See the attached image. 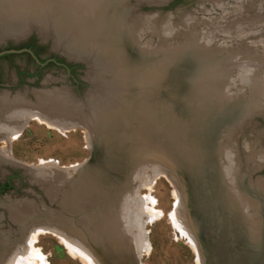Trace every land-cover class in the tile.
Segmentation results:
<instances>
[{"label":"rangeland","instance_id":"rangeland-1","mask_svg":"<svg viewBox=\"0 0 264 264\" xmlns=\"http://www.w3.org/2000/svg\"><path fill=\"white\" fill-rule=\"evenodd\" d=\"M219 4L224 7L219 8ZM125 5L129 10L132 25L129 32L133 33L136 39V41L133 39L132 43L134 42L143 50L147 49V63L149 64L155 63L160 53L181 52L194 44L210 47L212 51H223L224 56L219 71L226 73V81L220 85L222 87L220 93L224 98L228 96V99L232 100L244 96L250 86V83L247 84L248 86L242 84L243 74L240 76V72L243 73L242 67L247 65L251 68L253 70L251 77L255 79H259L260 73H263L264 0H126ZM238 13L242 14L238 15ZM242 16L243 18H241ZM259 16L260 18H258ZM48 18L51 20V17ZM240 18L244 19V22L238 21ZM37 25L41 26L42 23L34 19L30 26L33 27L32 30L24 31L15 37L17 39L25 36L18 42L9 40L11 38L8 37L0 41V49L17 47L33 39L40 48L37 53L42 61L56 57L62 61V64L73 66L75 68L73 73H68L64 67L56 64L46 63L40 66L32 59L30 53L19 50L14 55L0 58V94L4 93L9 99L21 95L33 102V92L65 89L69 93V97L71 95L70 99L72 98L71 100H74L75 104H79L78 106L82 110L84 108L87 111L86 115H90L91 120L87 126L78 125L64 132L47 128L36 121L26 122L20 136L10 143L13 156L26 165L48 160L56 161L59 166L83 163L91 154L85 134L90 132L91 147H94L98 134L103 130V118L93 117L98 112L102 113L100 109L103 107L91 108L89 106L91 95L94 96L92 97L94 101L103 102L107 106L103 111L106 110V114H108L111 110L115 111L114 107L123 106L126 94L125 83L135 81L140 91L139 95L146 99L142 98L143 101L137 108L148 111V122L144 124L139 121L137 118L142 112L134 110L136 118L134 123L130 124L127 120L126 122L120 120L118 122L120 124L117 126L119 128V126L129 124L133 130L140 125L144 126L146 130L155 134L156 139L154 138L153 141L156 146L160 135L159 131L154 129L158 127L153 121L156 108L150 99L156 85L158 87L157 80L159 79L156 77L159 74L157 69L160 67L147 69L142 64L138 71L134 68L131 69L130 66L129 78L125 82L114 83L111 78L112 74H110L113 67L110 64L107 66H110L108 69L105 67L107 64L103 65V68L95 64L97 68L93 66V71L91 64H88L90 61L87 63L81 58H79L80 60L68 58L60 49L53 47L50 37L43 39L35 31ZM22 28V31L28 29L27 26H22ZM125 37L128 38V36ZM90 56L95 57V54ZM227 58H229L228 64L225 63ZM106 69L108 72L103 71ZM16 70L38 72L40 77L39 79L24 78L19 83ZM89 73L93 74L95 78H92ZM228 80L229 85L224 89L223 86ZM240 90H243L242 93ZM131 105L132 108L136 107V103ZM131 105L129 104L128 108ZM263 108H257V113L253 110L255 113L250 120L236 128L232 135L226 136L219 155L224 185L226 186L225 166H222V162H225L226 157L230 156L234 162H232L234 164L232 166L234 174L232 175L235 176L233 178L238 180L236 182L240 183L244 189H247V196L255 203L254 209L251 208L250 211H257L256 232L253 231V233L248 229L250 223L248 220L226 215L227 211L224 205L220 208L214 207L212 201L206 198V205L201 204V209L199 207V212H202L206 217L208 211L209 214L214 212L217 215L213 218L211 230H220L222 226L229 227L228 230L225 229L226 237L229 238L227 242L236 230H233V224L236 221L245 226L251 234H260V237L264 239ZM135 142H137L135 139L131 140L132 144ZM261 155L263 156L262 160H259L258 156ZM80 167L76 171H70L68 176L59 174L56 172L58 170H55L56 173H49L44 178L38 179L20 166L0 160V184L7 182L10 184L9 190L0 192V264L26 233L27 228L40 224H52L65 229L66 233L88 246L101 264H195L193 251L167 219L173 203V186L167 179L160 177L147 189L142 187V182H137L135 185L134 194L137 196L149 195L154 199L155 208L162 214L160 218L143 227L146 229L145 238L150 245L149 253L143 254L140 258H134L132 245L128 242V238L116 233L121 221L118 219L114 221L113 212L116 204L115 196L120 188L117 191L114 190L111 195H106V189H104L106 187L103 186V189H99L96 183L91 181L92 178L83 172V169L78 172ZM148 179L150 177L145 176V180L148 181ZM100 193L102 194L100 195ZM76 194L81 196V200L76 198ZM27 208H32L34 214L23 217V212ZM224 216H227L228 222ZM224 241V245L218 248L217 258L224 261L225 264H230L229 257L230 255L232 257V254L236 252V246L232 245L234 241H230L232 242L230 244ZM35 245L41 249L48 264H83L80 260L71 258L59 240L51 234L38 235ZM249 248H245L248 254Z\"/></svg>","mask_w":264,"mask_h":264},{"label":"bare ground","instance_id":"bare-ground-1","mask_svg":"<svg viewBox=\"0 0 264 264\" xmlns=\"http://www.w3.org/2000/svg\"><path fill=\"white\" fill-rule=\"evenodd\" d=\"M125 2L126 0H0V41L5 40L7 37L16 39L15 37L17 35L33 28L30 26L35 19L37 22L42 23L41 26L37 25L36 28L34 27L36 29L35 31H37L43 39L50 37L55 49H60L68 58H81L87 61V63L90 61L88 64H91V69L95 64H97L96 66H102V68L103 65L107 64L105 66L107 67L108 64H110V66L113 67L110 74H112L111 78L114 80V83H122L129 78V64L125 60V53L121 52L120 44H129L128 41L132 42L133 39L136 41L133 33L129 32L132 25L129 18V10ZM222 7L224 6L219 4V8ZM48 9L52 10L49 11ZM240 12L243 11L240 10ZM51 14L52 16H50ZM239 14L242 13H238V15ZM260 16L258 18H260ZM48 17H51V20ZM241 18H243V16ZM241 18L238 21L242 20ZM22 26H27L28 29L22 31ZM125 36H128V38ZM127 46L125 47L127 48ZM91 54H95V57H91ZM228 59L229 58L225 61L227 64L229 62ZM109 67H107V69ZM107 69L103 71L106 72ZM241 69L243 70V73L240 72V76L243 74L242 84L247 85L250 83V86L247 85L248 90H245L246 93L244 96L241 95L242 97L238 98L237 102L243 106L244 111L248 107L255 111L257 108H263L264 70L263 73H260V78L255 79L251 77L253 75V70L247 67V65ZM90 75L92 78H95L93 74ZM225 84L226 85L223 86L224 89L229 85V80ZM33 93V102L21 95L9 99L4 93L0 94V160L2 161L24 165V163L18 161L13 156L10 143L20 136L26 122L36 121L39 124L45 125L47 128L64 132L78 125L87 126L91 120V116L88 114L86 115L87 111L82 107L83 111L81 107L78 106L79 104H75L74 100H71L72 98L70 99L71 95L69 97V93L65 89ZM237 94L239 96V93ZM219 95L221 96V93ZM92 97L94 96L91 95V100L89 101V106L91 108L98 109V107H103V109H100L102 113L98 112L94 114L93 117L99 116L101 119L103 118L102 120H105L106 123L112 122L116 124L115 128L120 132L118 133V139L120 138V140H122L124 136H127L137 141L134 144L130 142L129 148L132 149L131 152H133L134 155L127 172L121 174V168L123 167L119 159L111 158L108 161L110 167H105V171L102 172L96 183L99 189H103V186L106 187L104 188L107 189L106 195L120 188V191L115 196L116 204L113 212L114 221H117V219L121 221L116 233L128 238V242L132 245L134 258H140L143 254L149 253L150 245L145 238L146 229H143V227L145 224L160 218L162 212L155 208L153 198L147 194L137 196L134 194V190L136 189L135 185L137 182H142V187L147 189L156 179L163 177L173 186V203L171 210L168 212L167 219L173 229H175L193 251L195 255V264H205L197 226L192 219L187 205L183 183L175 169L167 162L166 157L159 154V143L155 146V142L153 141L155 134L150 132V130H146L145 127L141 125L134 130L129 124V126L125 125L126 128L124 125L121 127L119 126V128L117 126L120 120L125 122L127 120L130 124L134 123L136 120L133 113L134 110H136V112H142L137 119L146 124L148 122L147 117L149 116L147 113L148 111L137 107L132 108L131 105V107L128 108L129 113H112L111 110L110 113L106 114L107 111L103 110L104 108L106 109L107 106H105L103 102L94 101ZM226 98L228 99V96ZM117 107L118 106L114 107V109H118ZM155 110L157 111V108ZM255 111H253V113H255ZM257 112L258 111H256V113ZM155 118L156 116L153 115L154 124L158 127L155 126L156 128L154 129L160 131L159 124ZM85 140L87 146L91 148L92 139L90 132L85 134ZM262 157V155L258 156L259 160H262ZM232 162L230 156H227L225 162H222V166H225L226 197L224 198L222 196L223 190H220L218 194L223 199H219L221 202L219 207H222V204H224L227 211L226 215L248 220V222H250L248 229L253 232L256 230L257 211H250V209H254L255 203L247 196V189H244L240 183L236 182L238 180L233 178L235 176L232 175L234 174V169L232 167L234 164H232ZM26 166L34 178L40 179L44 178L49 173L56 172L68 176L70 171H76L81 164L77 163L69 166H59L56 161L48 160L46 162L41 161L38 164H29ZM55 170L58 171L54 172ZM145 176L147 178L150 177V179H148V181L145 180ZM101 194L102 193H100V195ZM76 198L81 200V196L78 194H76ZM217 202L218 200L214 199L212 205H216ZM32 214H34L33 209L27 208L25 212H23V217ZM216 216L214 212H211L208 220L213 222V218ZM224 217L228 222L227 216ZM45 234H51L56 237L71 258L80 260L83 264H101L88 246L66 233L65 229L63 230L61 227L52 224L29 226L26 233L8 252L1 264H48L41 249L35 245L37 236ZM225 251L228 252V250Z\"/></svg>","mask_w":264,"mask_h":264},{"label":"water","instance_id":"water-1","mask_svg":"<svg viewBox=\"0 0 264 264\" xmlns=\"http://www.w3.org/2000/svg\"><path fill=\"white\" fill-rule=\"evenodd\" d=\"M22 38L25 36L9 40L18 42ZM128 42L129 44L122 43L119 47L121 52L125 53V60L131 69L139 71L142 64L147 69L160 67L157 69L159 74L156 77L159 79L158 87L156 85L150 99L157 108L154 115L160 127L159 154L166 157L183 183L187 205L197 226L206 264H225L217 258L218 248L224 245V240L229 244L232 243L230 241H234L232 245L236 246V252L229 257L230 264H264V239L260 234H251L245 226L235 220L233 230H236L227 242L229 238L226 237L225 229L228 230L229 227L222 226L220 230H211L209 211L207 217L199 212L201 204L206 205V198L213 202L214 199L218 200L217 204L212 206L220 208L219 199L223 198L218 194L219 191L223 190L222 196L226 197L219 161L221 146L226 140V135H232L236 128L241 127L254 115V109L248 107L244 111L238 100L226 99L219 95L220 85L226 81V73L219 71L224 52L217 50L215 52L210 47L194 44L181 52L160 53L157 61L149 64L147 49L143 50L134 42ZM9 52L19 51L6 50L0 52V55ZM137 86L136 81L125 83L123 106L112 113H129V104L136 103V107H139L143 99L146 100L139 95ZM102 125L103 130L98 134L95 146L91 147L90 156L81 163L78 171L81 172L83 169L95 183L105 171V167H110L109 159H119L123 174L127 172L134 155L129 148L132 140L130 137L124 136L120 140L116 124L106 123L104 120ZM14 165L29 171L25 164ZM112 192L107 195H111ZM246 247H250L249 254L245 251Z\"/></svg>","mask_w":264,"mask_h":264},{"label":"flooded vegetation","instance_id":"flooded-vegetation-1","mask_svg":"<svg viewBox=\"0 0 264 264\" xmlns=\"http://www.w3.org/2000/svg\"><path fill=\"white\" fill-rule=\"evenodd\" d=\"M39 46L36 44V42L33 41V39H30L22 44H20L17 47H5V48H1L0 52L6 51V50H15V51H23L26 53H30L32 59L37 62L40 66H42L43 64L46 63H50V64H56V65H60L62 67H64L68 73H73L74 71V67L69 65V64H62V61L56 57H50L48 59H45L44 61L41 60L40 56L38 55L37 51L39 50ZM15 52L13 53H3L0 55V58L2 57H8L11 55H14ZM38 60V61H37ZM16 77H17V81L20 83L22 80L28 79V78H36L39 79L40 74H38V72H28V71H17L16 70ZM9 184L8 182L5 184H0V192L2 190L1 187H4L5 185ZM9 190V189H8ZM7 191V190H4Z\"/></svg>","mask_w":264,"mask_h":264},{"label":"trees","instance_id":"trees-1","mask_svg":"<svg viewBox=\"0 0 264 264\" xmlns=\"http://www.w3.org/2000/svg\"><path fill=\"white\" fill-rule=\"evenodd\" d=\"M1 188H2L1 192L4 191V190H8V189H10V184H7V185H5L4 187H1Z\"/></svg>","mask_w":264,"mask_h":264}]
</instances>
